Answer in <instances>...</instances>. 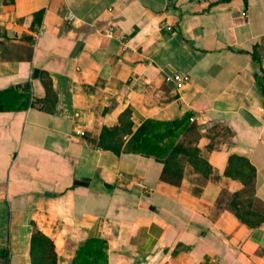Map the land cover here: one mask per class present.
Listing matches in <instances>:
<instances>
[{
  "label": "crops",
  "instance_id": "obj_1",
  "mask_svg": "<svg viewBox=\"0 0 264 264\" xmlns=\"http://www.w3.org/2000/svg\"><path fill=\"white\" fill-rule=\"evenodd\" d=\"M9 88L27 106L0 112V264H31L33 229L56 264L89 238L106 264H264V0H0ZM126 110L131 133L194 117L208 172L172 185L100 148Z\"/></svg>",
  "mask_w": 264,
  "mask_h": 264
},
{
  "label": "trees",
  "instance_id": "obj_2",
  "mask_svg": "<svg viewBox=\"0 0 264 264\" xmlns=\"http://www.w3.org/2000/svg\"><path fill=\"white\" fill-rule=\"evenodd\" d=\"M26 89V88H25ZM24 95L16 88L0 91V112L12 111L26 107ZM26 98V97H25ZM130 111L126 110L119 119V125L114 128L101 129L98 145L104 150L115 154L138 153L146 157H154L162 164L160 179L172 185H178L182 177L183 164L190 163L197 171L207 173L209 166L200 155L193 137L197 127L188 125V116L173 121H157L146 119L131 133ZM180 133L184 137L179 138ZM129 136L127 141L123 137ZM124 141V142H123ZM253 170L248 179L253 176ZM250 173V172H249ZM248 184V180L246 182ZM236 199L230 205L234 214L241 217ZM106 242L101 239H86L75 252L71 264H106ZM31 264H56L54 245L51 239L39 230L33 229L30 240ZM0 259L8 260L6 250L0 247Z\"/></svg>",
  "mask_w": 264,
  "mask_h": 264
},
{
  "label": "built area",
  "instance_id": "obj_3",
  "mask_svg": "<svg viewBox=\"0 0 264 264\" xmlns=\"http://www.w3.org/2000/svg\"><path fill=\"white\" fill-rule=\"evenodd\" d=\"M165 30H168L169 31L170 28L169 27H165ZM188 81H189L188 76L181 75V74H178V73H173L172 75H170L168 77V82L171 83L176 90H181L183 88V86L186 83H188ZM189 121L190 122H193V121H195V118L194 117H191V118H189ZM76 133L79 134L78 131ZM139 184H142V183L140 182Z\"/></svg>",
  "mask_w": 264,
  "mask_h": 264
},
{
  "label": "water",
  "instance_id": "obj_4",
  "mask_svg": "<svg viewBox=\"0 0 264 264\" xmlns=\"http://www.w3.org/2000/svg\"><path fill=\"white\" fill-rule=\"evenodd\" d=\"M37 74V69L33 70V76H35Z\"/></svg>",
  "mask_w": 264,
  "mask_h": 264
}]
</instances>
